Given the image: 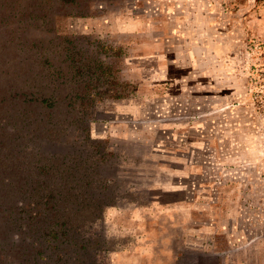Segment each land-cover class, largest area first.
<instances>
[{"label": "rangeland", "instance_id": "rangeland-1", "mask_svg": "<svg viewBox=\"0 0 264 264\" xmlns=\"http://www.w3.org/2000/svg\"><path fill=\"white\" fill-rule=\"evenodd\" d=\"M0 264H264V0H0Z\"/></svg>", "mask_w": 264, "mask_h": 264}, {"label": "water", "instance_id": "water-1", "mask_svg": "<svg viewBox=\"0 0 264 264\" xmlns=\"http://www.w3.org/2000/svg\"><path fill=\"white\" fill-rule=\"evenodd\" d=\"M48 149L52 152L54 151H61V152H65L67 151V147H65L63 144H52L48 147Z\"/></svg>", "mask_w": 264, "mask_h": 264}, {"label": "trees", "instance_id": "trees-1", "mask_svg": "<svg viewBox=\"0 0 264 264\" xmlns=\"http://www.w3.org/2000/svg\"><path fill=\"white\" fill-rule=\"evenodd\" d=\"M27 191H28V190H25V192H27ZM20 198H21V199H26L25 196H23V195L20 196ZM21 199H18V201L21 200Z\"/></svg>", "mask_w": 264, "mask_h": 264}]
</instances>
